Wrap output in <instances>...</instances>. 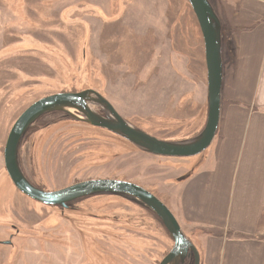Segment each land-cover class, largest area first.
I'll list each match as a JSON object with an SVG mask.
<instances>
[{
	"label": "rangeland",
	"instance_id": "374dc122",
	"mask_svg": "<svg viewBox=\"0 0 264 264\" xmlns=\"http://www.w3.org/2000/svg\"><path fill=\"white\" fill-rule=\"evenodd\" d=\"M221 31L226 67L235 55L228 28ZM85 90L161 141L198 138L208 79L188 0H0V241H12L0 245V264H159L174 245L156 214L134 198L102 194L60 208L28 198L10 179L4 149L24 111L42 98ZM77 117L75 110L47 114L22 139L20 167L33 186L52 192L89 180L127 181L174 215L179 183L213 149L156 156ZM188 236L194 242L197 235ZM188 259L194 264L192 256L178 264Z\"/></svg>",
	"mask_w": 264,
	"mask_h": 264
},
{
	"label": "crops",
	"instance_id": "0c3cea01",
	"mask_svg": "<svg viewBox=\"0 0 264 264\" xmlns=\"http://www.w3.org/2000/svg\"><path fill=\"white\" fill-rule=\"evenodd\" d=\"M209 1L235 56L213 149L179 183L174 215L201 264H264V0Z\"/></svg>",
	"mask_w": 264,
	"mask_h": 264
},
{
	"label": "water",
	"instance_id": "95a60500",
	"mask_svg": "<svg viewBox=\"0 0 264 264\" xmlns=\"http://www.w3.org/2000/svg\"><path fill=\"white\" fill-rule=\"evenodd\" d=\"M188 2L196 15L204 39L208 79L207 123L198 138L179 143L161 141L131 126L102 94L85 90L54 94L33 103L14 124L4 149L5 168L17 190L43 205L66 208L69 203L79 199L102 194L127 196L143 203L162 220L174 242L171 251L159 264H178L179 260L191 256L194 264H201V258L196 246L184 235L176 217L156 196L137 184L111 179L89 180L57 191H44L33 186L24 175L19 162V149L24 136L40 118L53 112L75 110L83 115L82 118L77 117V120L106 129L156 156L193 157L207 150L213 143L220 124L224 73L221 26L208 0ZM91 104L102 106L108 114L104 116L95 112ZM0 245H12V241H0Z\"/></svg>",
	"mask_w": 264,
	"mask_h": 264
},
{
	"label": "trees",
	"instance_id": "16d2710c",
	"mask_svg": "<svg viewBox=\"0 0 264 264\" xmlns=\"http://www.w3.org/2000/svg\"><path fill=\"white\" fill-rule=\"evenodd\" d=\"M209 1V0H208ZM210 2V1H209ZM210 4H211V2H210ZM211 6L213 7V5L211 4ZM213 9H214V7H213ZM214 11H215V9H214ZM216 13V12H215ZM217 15V14H216ZM218 17V16H217ZM219 19V18H218ZM220 21V20H219ZM221 25V24H220ZM222 37H223V34H222V31H221V40H222ZM223 63H224V61H223ZM118 196H120V195H118ZM139 202V201H138ZM141 203V202H140ZM143 204V203H142ZM157 216V215H156ZM158 217V216H157ZM159 218V217H158ZM160 219V218H159ZM160 221L162 222V220L160 219ZM162 224H163V222H162ZM164 225V224H163ZM189 261H186V263L185 264H193L192 263V260L191 259H188Z\"/></svg>",
	"mask_w": 264,
	"mask_h": 264
},
{
	"label": "flooded vegetation",
	"instance_id": "af4514ba",
	"mask_svg": "<svg viewBox=\"0 0 264 264\" xmlns=\"http://www.w3.org/2000/svg\"><path fill=\"white\" fill-rule=\"evenodd\" d=\"M71 204H72V203H69V204L67 205L66 208H69V206H71ZM60 208H64V207H60Z\"/></svg>",
	"mask_w": 264,
	"mask_h": 264
},
{
	"label": "bare ground",
	"instance_id": "6f19581e",
	"mask_svg": "<svg viewBox=\"0 0 264 264\" xmlns=\"http://www.w3.org/2000/svg\"><path fill=\"white\" fill-rule=\"evenodd\" d=\"M217 135V134H216Z\"/></svg>",
	"mask_w": 264,
	"mask_h": 264
}]
</instances>
